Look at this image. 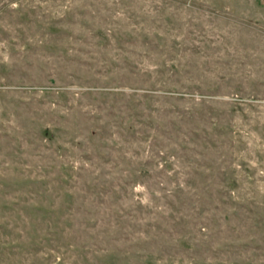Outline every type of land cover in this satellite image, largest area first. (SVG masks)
<instances>
[{"label": "rangeland", "instance_id": "rangeland-1", "mask_svg": "<svg viewBox=\"0 0 264 264\" xmlns=\"http://www.w3.org/2000/svg\"><path fill=\"white\" fill-rule=\"evenodd\" d=\"M0 264H264V0H0Z\"/></svg>", "mask_w": 264, "mask_h": 264}]
</instances>
